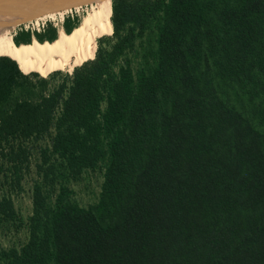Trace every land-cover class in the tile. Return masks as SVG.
I'll return each instance as SVG.
<instances>
[{"label": "trees", "instance_id": "1", "mask_svg": "<svg viewBox=\"0 0 264 264\" xmlns=\"http://www.w3.org/2000/svg\"><path fill=\"white\" fill-rule=\"evenodd\" d=\"M109 16L107 47L53 86L0 52V174L20 189L36 147L41 179L26 222L0 189V228L28 232L0 264H264V0ZM96 170L98 200L71 202L61 183Z\"/></svg>", "mask_w": 264, "mask_h": 264}, {"label": "bare ground", "instance_id": "2", "mask_svg": "<svg viewBox=\"0 0 264 264\" xmlns=\"http://www.w3.org/2000/svg\"><path fill=\"white\" fill-rule=\"evenodd\" d=\"M68 3L84 12L70 33L60 31L51 42L15 44L14 33L19 25L45 13L54 17L55 10ZM110 9L111 0H0V52L12 56L23 70L36 69L45 74L52 68L72 69L94 55L98 36L112 32ZM60 15L63 19L64 14Z\"/></svg>", "mask_w": 264, "mask_h": 264}, {"label": "rangeland", "instance_id": "3", "mask_svg": "<svg viewBox=\"0 0 264 264\" xmlns=\"http://www.w3.org/2000/svg\"><path fill=\"white\" fill-rule=\"evenodd\" d=\"M62 13L64 14L63 19H61L62 17L60 15ZM83 14V10L78 12L76 11L74 4L68 3L64 5L63 8H57L55 10L54 17H51L49 13H45L38 19H32L27 23L19 25L14 33V38H19L20 40L26 39L27 36L22 32L28 31L32 35L31 43L33 40H36V34L39 35L44 40V42L48 39L55 40L58 37L60 31H72L80 23ZM112 36L110 38H112ZM104 39V35L97 38L95 54L100 47H107ZM93 58H89L87 60H91ZM83 63L79 64L78 66H81ZM75 67H77V65L73 66L72 69L71 67H58L57 69H54L50 72H46V75L43 73L45 76L41 75V77L50 79L54 75L55 78L52 80L53 86L59 83L65 75L72 76ZM51 72L54 73L52 74ZM29 156L30 157L27 162L28 168L24 167L21 172L22 181L20 189L14 187L9 189L10 183H7L5 177L0 174V186H2L0 188L2 189L1 192L7 191L8 194H11L19 217H21L24 222H26L29 216L32 214V190L34 183L37 180H41L36 174V165L40 163V154L38 148L34 147L31 149L29 151ZM102 183L103 173L101 170H96L94 172H85L79 178L74 180L69 179V182L64 183L63 181L61 184H66L69 190H71L69 196L71 202H74L83 208H87L98 200ZM61 184H56V191L59 189ZM27 239L28 232L25 227L20 225L19 222H17L16 225L10 229H7L6 227L4 229L0 228V245L3 248L20 247L27 241Z\"/></svg>", "mask_w": 264, "mask_h": 264}]
</instances>
